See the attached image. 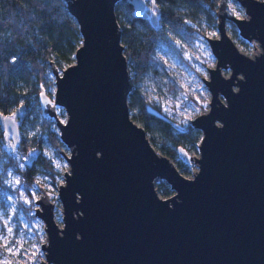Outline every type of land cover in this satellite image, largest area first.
I'll use <instances>...</instances> for the list:
<instances>
[{"label": "water", "instance_id": "water-1", "mask_svg": "<svg viewBox=\"0 0 264 264\" xmlns=\"http://www.w3.org/2000/svg\"><path fill=\"white\" fill-rule=\"evenodd\" d=\"M63 1L81 41L61 69L49 60L53 95L42 88L38 95L41 116L54 119L68 149V170L57 186L62 224L41 187L34 201L46 234L41 264H264V0H237L244 17L217 0L218 35L206 36L215 62L202 78L208 109L190 120L200 131L199 154L177 147L197 164L192 177L129 114L118 0ZM147 2L130 0L143 16ZM227 20L260 50L240 51ZM0 128L4 139L20 141L16 112L0 113ZM158 179L171 195L158 194Z\"/></svg>", "mask_w": 264, "mask_h": 264}, {"label": "trees", "instance_id": "trees-1", "mask_svg": "<svg viewBox=\"0 0 264 264\" xmlns=\"http://www.w3.org/2000/svg\"><path fill=\"white\" fill-rule=\"evenodd\" d=\"M146 6V15L136 13L130 0H118L114 12L121 28L120 40L128 60L131 90L127 96L128 108L134 111L137 120L153 141L167 154L177 152L182 144H194L200 139V131L191 125L176 126L171 119L152 105L145 95L142 83L144 78L162 74V67L156 64L154 53L161 43H169L170 38L181 34L190 36L195 30L193 23L202 20L216 24L215 8L217 0H151ZM81 36L74 17L67 11L63 0H0V113L11 114L17 106L26 110L19 119V130L24 120L34 117L46 131L48 140L55 147L62 143L55 130L51 129L52 119L41 116L38 95L42 88L51 96L49 86L53 81L49 73V60L58 69L73 61V53L79 45ZM13 114V113H12ZM21 123V124H20ZM4 134V133H3ZM170 144L173 147H170ZM38 139H25L15 146L22 155H31V165L24 161L23 168L17 167L11 147H6L0 128V189L12 191L3 182L4 170L12 166L22 182L28 186L34 182L39 168L53 169L49 158L38 152ZM183 147V146H182ZM173 148V149H172ZM178 153V152H177ZM161 192L170 190L162 180ZM16 191V189H13Z\"/></svg>", "mask_w": 264, "mask_h": 264}, {"label": "rangeland", "instance_id": "rangeland-1", "mask_svg": "<svg viewBox=\"0 0 264 264\" xmlns=\"http://www.w3.org/2000/svg\"><path fill=\"white\" fill-rule=\"evenodd\" d=\"M146 6L151 8L147 3ZM226 9L229 14L240 17L246 16L237 0H226ZM192 25L195 30L190 36L184 34L174 36L170 38L171 42L161 43L157 46L154 59L156 64L162 67V74L153 78H144L139 82L143 85L146 98L152 104L150 108L156 111V106L159 107L160 113L171 119L179 127L190 125V120L195 115L208 109L210 93L202 78L208 77L207 68L213 66L215 62L206 36L215 37L218 35L216 24L211 25L202 20ZM225 27L240 51L251 56L260 50L257 41H246L242 38L231 21L227 20ZM227 72L228 70H223V73L226 74ZM49 75L53 81L51 72ZM49 90L52 97L54 83L49 86ZM36 107H39V105ZM25 111L20 105L14 108L11 114L16 112V117L21 120ZM133 113L134 111L129 109L131 117ZM33 115L34 111L30 114L29 119L24 120L20 128V135L25 139L34 138L40 141L41 147L38 152L49 158L53 169L48 171L43 166L38 165L39 170L34 177V182L28 186L22 182L18 172L12 166H8L4 170L3 182L12 191L0 189V237L7 238V247L13 248V252H7L4 239H0V264H6V261L11 262V264H41V260L44 259V250L41 249V243L46 241V234L42 220L34 214V209L37 207L34 201L41 193L40 187L53 203L54 220L59 226L62 224L57 186L63 182V172L68 170V163L63 154V152L68 154V149L64 144L58 147L53 146L48 140L46 131L40 124L39 119ZM57 115L61 121L65 120V112L61 107H57ZM51 129L58 134L54 119H52ZM146 134L152 145L159 152L166 154L184 176H193L197 170L195 162L185 161L176 152V148L170 144L167 145L175 148V152L167 154L161 149L160 142L157 140L154 142L151 135L147 132ZM1 135H3L2 129ZM198 141L194 144L181 143V145L189 154L198 155ZM5 144L7 148L11 147L17 167L23 168L25 166L24 161H27L29 165L34 161L32 156L35 155V152H31L29 157L20 154L15 149L17 144L14 143L11 136L5 138ZM3 160H0V170L4 167ZM161 180L158 179L155 182L158 194L161 197L171 195L173 190L164 180L162 181L168 185L170 190L165 195L161 192ZM13 189H16V191H13ZM5 221H8L7 224H5ZM8 228L12 229L11 234L8 233ZM16 249H19V251L17 252Z\"/></svg>", "mask_w": 264, "mask_h": 264}, {"label": "snow or ice", "instance_id": "snow-or-ice-1", "mask_svg": "<svg viewBox=\"0 0 264 264\" xmlns=\"http://www.w3.org/2000/svg\"><path fill=\"white\" fill-rule=\"evenodd\" d=\"M17 183H18V181H17ZM29 202H30V201H29ZM9 219H11V218H9ZM7 222H8V221H5V224H7ZM11 232H12V229H11V228H8V233L11 234ZM0 239H4V243H5V247H6V249H7V252L12 253V252H13V248H11V247H7V244H8V240H7V238H6V237H0ZM16 251L18 252L19 249H16ZM6 264H11V262H7V261H6Z\"/></svg>", "mask_w": 264, "mask_h": 264}]
</instances>
